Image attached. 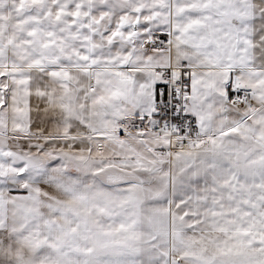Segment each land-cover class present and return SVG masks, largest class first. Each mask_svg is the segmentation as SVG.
I'll list each match as a JSON object with an SVG mask.
<instances>
[{
	"label": "snow or ice",
	"instance_id": "6c2138e0",
	"mask_svg": "<svg viewBox=\"0 0 264 264\" xmlns=\"http://www.w3.org/2000/svg\"><path fill=\"white\" fill-rule=\"evenodd\" d=\"M0 264H264V0H0Z\"/></svg>",
	"mask_w": 264,
	"mask_h": 264
},
{
	"label": "crops",
	"instance_id": "0c3cea01",
	"mask_svg": "<svg viewBox=\"0 0 264 264\" xmlns=\"http://www.w3.org/2000/svg\"><path fill=\"white\" fill-rule=\"evenodd\" d=\"M162 86V85H161ZM158 87H160V86H158Z\"/></svg>",
	"mask_w": 264,
	"mask_h": 264
}]
</instances>
